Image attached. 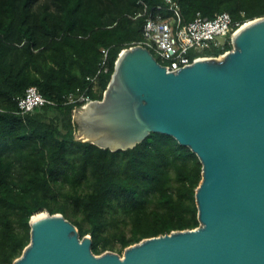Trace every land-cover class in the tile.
<instances>
[{
	"label": "trees",
	"instance_id": "trees-1",
	"mask_svg": "<svg viewBox=\"0 0 264 264\" xmlns=\"http://www.w3.org/2000/svg\"><path fill=\"white\" fill-rule=\"evenodd\" d=\"M165 0H0V264H14L30 243L33 216L61 213L93 252L124 253L145 238L199 226V157L174 137L152 133L128 150L82 141L67 97L87 88L101 100L120 53L143 39V9ZM191 22L198 13L234 21L264 16V0H176ZM109 48L110 72L94 92ZM230 41L201 56H220ZM161 61L160 58H157ZM36 87L55 105L22 114L18 98Z\"/></svg>",
	"mask_w": 264,
	"mask_h": 264
},
{
	"label": "water",
	"instance_id": "water-1",
	"mask_svg": "<svg viewBox=\"0 0 264 264\" xmlns=\"http://www.w3.org/2000/svg\"><path fill=\"white\" fill-rule=\"evenodd\" d=\"M232 45L173 72L150 49L126 48L102 99L74 115L79 139L100 148L132 149L152 133L189 147L202 164L199 226L96 254L90 235L42 212L14 264H264V16Z\"/></svg>",
	"mask_w": 264,
	"mask_h": 264
},
{
	"label": "built area",
	"instance_id": "built-area-1",
	"mask_svg": "<svg viewBox=\"0 0 264 264\" xmlns=\"http://www.w3.org/2000/svg\"><path fill=\"white\" fill-rule=\"evenodd\" d=\"M165 2L151 10L145 2L140 1L143 9L134 18L145 17L143 39L135 42L133 46L140 45L150 49L169 72L191 65L203 57H217L201 56V53L211 46L223 47L228 41L232 43L233 35L247 23L234 21L227 12L217 14L214 18L203 17L198 13L193 21L185 23L179 3L176 0ZM218 37H226L227 41L220 43L217 41ZM101 53L96 73L87 77L94 92L98 91L101 76L110 72L109 48H103ZM88 89L71 93L67 97L68 104L79 106L75 111H80L96 101L87 93ZM17 100L22 114L31 113L46 104H56L45 98L36 87L28 88Z\"/></svg>",
	"mask_w": 264,
	"mask_h": 264
},
{
	"label": "rangeland",
	"instance_id": "rangeland-1",
	"mask_svg": "<svg viewBox=\"0 0 264 264\" xmlns=\"http://www.w3.org/2000/svg\"><path fill=\"white\" fill-rule=\"evenodd\" d=\"M246 22H248V21H246ZM217 41L218 42H220V43H225L226 41H227V38L226 37H218L217 38ZM232 50V49H231ZM229 51V50H228ZM203 52V54H204V51H202ZM227 52V51H226ZM221 56V55H220ZM76 110V109H75ZM74 110V115L77 113V111H75ZM78 137H80V135H79V132H78ZM118 249V248H117ZM117 249H115V250H109V251H112V252H115V253H117V254H120L121 256H123L124 254L123 253H121L120 251H118Z\"/></svg>",
	"mask_w": 264,
	"mask_h": 264
},
{
	"label": "bare ground",
	"instance_id": "bare-ground-1",
	"mask_svg": "<svg viewBox=\"0 0 264 264\" xmlns=\"http://www.w3.org/2000/svg\"><path fill=\"white\" fill-rule=\"evenodd\" d=\"M244 25H245V24H244ZM244 25H243V26H244ZM38 217H39V215H38ZM35 219H36V218H35Z\"/></svg>",
	"mask_w": 264,
	"mask_h": 264
}]
</instances>
